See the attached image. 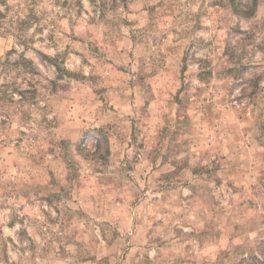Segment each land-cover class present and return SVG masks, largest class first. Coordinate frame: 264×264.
<instances>
[{"label": "rangeland", "instance_id": "374dc122", "mask_svg": "<svg viewBox=\"0 0 264 264\" xmlns=\"http://www.w3.org/2000/svg\"><path fill=\"white\" fill-rule=\"evenodd\" d=\"M0 264H264V0H0Z\"/></svg>", "mask_w": 264, "mask_h": 264}]
</instances>
